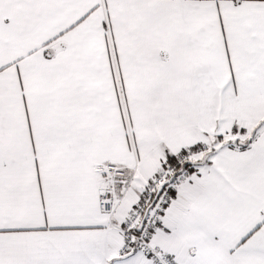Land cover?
<instances>
[{
  "label": "snow or ice",
  "instance_id": "1",
  "mask_svg": "<svg viewBox=\"0 0 264 264\" xmlns=\"http://www.w3.org/2000/svg\"><path fill=\"white\" fill-rule=\"evenodd\" d=\"M0 264H264V0H0Z\"/></svg>",
  "mask_w": 264,
  "mask_h": 264
}]
</instances>
